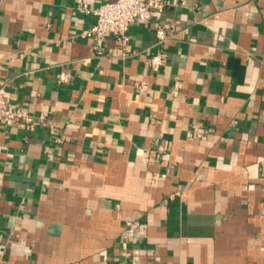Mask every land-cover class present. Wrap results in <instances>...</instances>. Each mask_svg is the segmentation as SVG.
<instances>
[{
	"label": "crops",
	"instance_id": "obj_1",
	"mask_svg": "<svg viewBox=\"0 0 264 264\" xmlns=\"http://www.w3.org/2000/svg\"><path fill=\"white\" fill-rule=\"evenodd\" d=\"M114 1L0 0V87L55 128L0 123V264H264V0H165L96 51L78 4Z\"/></svg>",
	"mask_w": 264,
	"mask_h": 264
},
{
	"label": "built area",
	"instance_id": "obj_2",
	"mask_svg": "<svg viewBox=\"0 0 264 264\" xmlns=\"http://www.w3.org/2000/svg\"><path fill=\"white\" fill-rule=\"evenodd\" d=\"M165 0H116L114 2L103 3L97 7H90L86 2H80L77 9L87 15H94L95 22L89 30L83 32V37L93 38L96 42L95 50L99 51L103 41L108 34H113L117 39L126 45L129 39L128 32L131 26L149 24L153 13H162L165 10ZM174 33V28L158 27L156 29V37L158 43H163L170 38ZM167 55L164 51H159L150 59L152 70H159L166 62ZM59 82H68L69 76L66 73H61L58 77ZM146 83L142 84L145 88ZM181 83L175 81L172 90L173 95H178ZM0 123L8 127L18 126L21 123L34 125L42 124L49 125L51 132L55 133V128L51 121L45 115L35 119L25 109L9 101L6 97V87H0ZM205 130L199 128L197 131L198 137H203ZM139 223L135 220L126 222L123 237L126 241L132 240L136 231L139 228Z\"/></svg>",
	"mask_w": 264,
	"mask_h": 264
}]
</instances>
